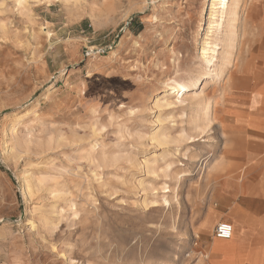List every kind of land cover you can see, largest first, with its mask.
<instances>
[{
	"label": "rangeland",
	"instance_id": "obj_1",
	"mask_svg": "<svg viewBox=\"0 0 264 264\" xmlns=\"http://www.w3.org/2000/svg\"><path fill=\"white\" fill-rule=\"evenodd\" d=\"M203 1L0 0V264L220 263L229 174L264 159V0L221 79Z\"/></svg>",
	"mask_w": 264,
	"mask_h": 264
},
{
	"label": "crops",
	"instance_id": "obj_2",
	"mask_svg": "<svg viewBox=\"0 0 264 264\" xmlns=\"http://www.w3.org/2000/svg\"><path fill=\"white\" fill-rule=\"evenodd\" d=\"M260 57L264 65V54ZM246 163L242 178L236 174L228 177L232 186L226 190L227 220L237 225V232L233 227L230 239L217 238L225 241L220 244L225 252L216 256L219 264H264V159L252 156Z\"/></svg>",
	"mask_w": 264,
	"mask_h": 264
},
{
	"label": "bare ground",
	"instance_id": "obj_3",
	"mask_svg": "<svg viewBox=\"0 0 264 264\" xmlns=\"http://www.w3.org/2000/svg\"><path fill=\"white\" fill-rule=\"evenodd\" d=\"M213 5H216L217 9H216L215 13L213 14L214 16H212V14H211V17L210 16L208 17L207 16L208 12ZM242 7H243V0H204L203 1V5H202L201 10H200V15L202 16V21H201V23H200V25H199L196 33H195L194 38H195V41L197 42V45H198V43H200L202 38H203V32L206 28L205 27L206 25H209V27L212 29L215 27H218V33L217 34L221 35V36L220 37H218V35L212 36L210 38V40L207 41V45L205 47L201 48V55L205 58H211L212 66H216V69H214L215 70L214 71V78H216V79H221L225 73L226 67L231 65L236 60L237 49L235 48V41H236V36H237V32H238L236 24H237V19H238V16H239V13H240ZM217 40H220L221 47H222L219 58H218V56H216V53H218L217 52V49H218L217 48L218 47ZM115 52H116V50H115ZM113 54H114V52H113ZM214 59L216 62L218 60V62L215 64H214ZM218 65H220V67ZM212 66H210L207 69V71H205L207 76L210 75ZM217 66L219 68H217ZM164 82H166V81H164ZM193 84H194V81L192 80V78L175 80L172 83H167L165 85L163 92H168L169 90L176 89L178 92L184 91L182 93V96H184V93L186 92V90L190 86H192ZM258 102H260V100ZM33 104H35V103H33ZM198 105H199V109H198V112L196 114H197V121L199 123H200V121L203 120L202 119L203 116L206 117L208 122H211L215 119L216 113H217V108H216L215 103H213L211 100L206 99V100H201L198 103ZM201 125H198V127H200ZM201 128L202 127H200V129ZM208 142H210V141H208ZM146 162H148V161H146ZM170 166H171V163L167 162L166 167L169 168ZM207 166L210 167L209 173L213 169L216 168V164L209 163V159L207 161L206 160L202 161L200 168L202 170L203 168L204 169L207 168ZM164 201L168 202L167 197H164ZM233 227H235V234H236L237 225H235ZM224 242L225 241L220 240L218 246H215V247L213 246L214 252H216V256L218 254L222 255V253L225 252L224 246L220 245ZM160 264H170V263H160Z\"/></svg>",
	"mask_w": 264,
	"mask_h": 264
},
{
	"label": "built area",
	"instance_id": "obj_4",
	"mask_svg": "<svg viewBox=\"0 0 264 264\" xmlns=\"http://www.w3.org/2000/svg\"><path fill=\"white\" fill-rule=\"evenodd\" d=\"M233 225L229 222H219L215 227V236L220 239H230L233 235Z\"/></svg>",
	"mask_w": 264,
	"mask_h": 264
}]
</instances>
